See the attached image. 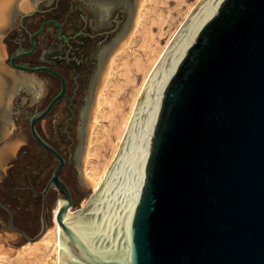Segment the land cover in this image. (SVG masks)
Here are the masks:
<instances>
[{"label": "water", "instance_id": "1", "mask_svg": "<svg viewBox=\"0 0 264 264\" xmlns=\"http://www.w3.org/2000/svg\"><path fill=\"white\" fill-rule=\"evenodd\" d=\"M30 11L21 12L22 25ZM28 31L30 48L10 55L18 74L47 71L60 90L29 116L36 141L58 160L44 188L59 192V264H264V0H199L149 75L119 149L99 188L78 209L62 178L64 154L36 123L67 93L49 65L17 62L37 49L47 23ZM3 49V48H2ZM3 53V50H2ZM1 59V57H0ZM78 155H80L78 153Z\"/></svg>", "mask_w": 264, "mask_h": 264}, {"label": "rangeland", "instance_id": "2", "mask_svg": "<svg viewBox=\"0 0 264 264\" xmlns=\"http://www.w3.org/2000/svg\"><path fill=\"white\" fill-rule=\"evenodd\" d=\"M32 1L34 6L39 8L38 11L25 16L22 25L20 23L21 12H14L11 17V26L6 31L0 32V44L5 51V55L0 56V78L6 82L4 85L6 90L1 89L3 100L0 102V147L3 145L12 147L19 143L14 151L8 156L3 155L4 157L2 156L0 159V200L13 208L18 226L26 228L34 236L41 227L42 199L40 193L29 192L28 186L33 185L35 189L41 191L51 177L58 161L44 151L31 134L29 116L47 105L49 100L60 90V82L47 71L23 72L20 75L10 66L9 57L17 50L30 48L27 30L35 31L45 19L63 18L67 12L73 14V19L79 28L85 25L80 20L82 14L88 19L87 28L90 30H112L108 36L99 39L100 41L104 40L103 44L105 45L101 64L94 65L91 63L78 69L80 74L78 80L81 84L77 90L74 87V80L71 79L69 93L75 94L74 114L69 108L68 101L62 99L48 116L39 121L38 130L40 134L58 148L67 159L66 169L62 177L73 193L74 205L70 208L72 212L80 208L96 191L91 185H87L85 181L87 163L83 153L78 155L81 145L80 129L83 111L88 103V98L91 96V90L93 98L95 96L96 82L102 76L112 50L116 48L115 46L124 33L130 31L134 25L139 0H126L130 5H121L122 7H119V4L113 6L107 16L111 22L108 26H103L102 23L95 21L98 17L89 9L85 0H30L31 7L26 11L33 9ZM198 1L148 0L145 7L144 26L131 45L130 51L133 50L144 61H147L148 52L154 58L158 56L161 58L168 44ZM16 5L19 7L18 4ZM73 8L76 9L73 11ZM114 20L120 21L119 27L113 24ZM37 41L39 45L37 52L19 58L20 63L33 66L46 64L56 67L60 64L53 60L55 51L57 53L61 51L64 59L72 57L76 60L89 54L90 51L83 50L78 42H74L71 49L63 43L61 46L53 34V27L50 25L38 37ZM119 64L120 67L115 71L113 81L121 82L125 87L116 96L117 98L115 97V100L117 103H122V113L127 114L132 95L142 85L145 76L143 71H137L132 81L127 82V77L119 75L121 71H124L121 61ZM93 75H95L94 84L90 88L88 82ZM4 92L6 93L4 94ZM114 92L115 87H111L110 93L113 95ZM105 112L108 114V108L105 109ZM120 117L121 115L113 122L109 117H102L100 120V127L98 126L100 138L96 141L97 156L92 160L95 165L99 166V169L109 160L110 166L124 137L123 135L121 141L117 137V126L121 129L122 117ZM112 127L114 128L112 137L102 139L104 129H111ZM117 142V151L112 155L113 145ZM58 203L59 193L54 187L48 200L47 219L49 226L52 224L53 209ZM40 239L29 241L13 230L8 225L7 213L0 209V244L4 250L0 251V264H59L56 245L53 242L46 245Z\"/></svg>", "mask_w": 264, "mask_h": 264}, {"label": "bare ground", "instance_id": "3", "mask_svg": "<svg viewBox=\"0 0 264 264\" xmlns=\"http://www.w3.org/2000/svg\"><path fill=\"white\" fill-rule=\"evenodd\" d=\"M147 1L148 0L138 1V12L136 14L135 23L133 22L134 25L131 27L130 31L126 32V34L124 33L118 44L115 46L116 48L112 50L107 65L103 70L102 76L96 82L95 86L97 88L95 87L96 90L94 89L95 96L93 98L91 90V96L90 98H88V103L83 111L82 125L80 129L81 145L79 146V154L83 153V156L86 160L85 162L87 163V166L85 169V181L87 185L89 184L92 186L93 190H97L100 184L102 183L103 176L109 166L110 161H106L102 165L101 169H99L98 165H95L92 162L93 158L97 156L98 146L96 145V141L100 138V133H98L100 130H98V126L100 127L101 118L109 117L113 122L114 120H117V117L121 115V129L119 128V126H117L116 129L117 137L121 141L123 135L125 134L124 132H126L125 130H127V127L129 125V120L131 119L130 117H132L131 115L133 114L134 108L136 106L138 95L143 85H145L147 81L146 79H148L147 77H149L148 75L151 74L152 70L160 59V56L154 58L150 54V52H148L147 61H144L142 58L138 57L136 53L133 52V50L130 51L131 45L135 42L137 36L139 35L140 31L144 26L145 7ZM16 4L19 5L20 9H23L25 11L30 9L31 7L30 0H0V29H2L7 24L9 16L11 15V10ZM2 50L4 49H2V45L0 44V56L5 55V51H3L2 53ZM161 54L162 52L160 53V55ZM120 61L121 65L124 68V71H121L119 75L125 78L127 77V82L132 81L137 71H143L145 76L142 85L137 88L132 95L130 108L127 114L122 113V103H117L115 100V97L118 96L120 91L125 87L123 83L113 81L115 79V71H117L120 67ZM4 85H6V82L0 78V102L3 100V93L1 89L6 90ZM111 87H115V92L113 93V95L110 93ZM5 93L6 92H4V94ZM107 108L108 114H106L105 112V109ZM113 130V127L111 129H104V133H102V139H110L113 135ZM117 144L118 142L113 145L112 155L115 154V152L117 151ZM16 145L14 144L12 147H9L8 145H3L2 147H0V159L3 155L8 156L9 153L14 151L17 147ZM58 207L59 203L53 209L51 222L52 224L49 226L46 233L41 237L40 240H42L43 243L46 245H49L51 242H53L56 245V248L58 249L59 256L60 224L56 219ZM69 212H71V209L69 210ZM1 247L2 244H0V248ZM2 250L3 248L0 249V251Z\"/></svg>", "mask_w": 264, "mask_h": 264}, {"label": "flooded vegetation", "instance_id": "4", "mask_svg": "<svg viewBox=\"0 0 264 264\" xmlns=\"http://www.w3.org/2000/svg\"><path fill=\"white\" fill-rule=\"evenodd\" d=\"M85 2H87V5H88L89 9L95 14V16L98 17V18H96L97 20H95V21H97L99 23H102L103 26H108L111 23L110 20L107 18V16L109 15V10L113 6H116V5L119 4V7H122L123 5H126V4L128 5L129 4V3L126 2V0H85ZM75 9L76 8H73L72 10L74 11ZM49 19H57L58 21H60L62 23L61 33H63L66 36H70L72 38H70L68 41L65 40L64 38H61L59 36V34H58V29H59L58 25H56L53 22H50V23H47L45 25L43 31L36 36V41L38 40V37L40 35H42L45 32V30L48 28V26L50 25V26L53 27V34L55 35L57 41L60 43L61 46L64 44L69 49H71L73 47L74 42H78L83 50L84 49L90 50L89 54H86L85 56L81 57L79 60H76V59H74L72 57H68V58L64 59V57L61 54V51L58 52V53H57V51H55L56 54H55V56H53V60L56 63H59L60 65H58L56 67L54 65L53 66L49 65L52 68L60 71L64 75V77L66 79L67 93L72 98V107H73L74 106V100H75V94L71 95L69 93V89H70V86H71V79L74 80V82H73L74 83V87L77 90L80 87V84H81L80 81L78 80L79 79V75H80L79 72H78V69L80 67H82V66H87L88 64H91V63L94 64V65L101 64V61H102V59L104 57V53H105L104 52L105 45L103 44L104 40L100 41L99 39L101 37L108 36L112 30H109V29H107V30L103 29V30H97V31H92V29L90 30V28H87V25L89 24V21L82 14L80 16V20L83 23H85V25L83 27L79 28V27L76 26L75 20L73 19V14L71 12H67L63 18H49ZM119 22H120L119 20H114L113 24L116 27H119ZM61 43H63V44H61ZM37 44H38V41H37ZM38 47H39V45L37 46V49H36V51L34 53L37 52ZM91 48H93V50H91ZM87 50H85V51H87ZM34 53H32V54H34ZM32 54H30V55H32ZM19 61L20 60L18 59L17 62H19ZM50 75H52V74H50ZM52 76L55 77L56 79H58V81L60 82V87H61L60 78H58V77H56L54 75H52ZM94 76L95 75H93L92 78L90 79V81L88 82V87H90V88H92V86L94 84V80H93ZM63 99H66L68 101L69 108H70L71 101L69 100V98L65 97ZM70 110H71V108H70ZM73 110H74V108H73ZM72 113L74 114V111H72ZM68 121H70V120H68ZM38 126H39V121L36 123L37 130H38ZM43 150L46 151L49 155L53 156L57 160V158L51 152H49L48 150H46L44 148H43ZM66 165H67V159H66ZM65 169H66V166H65ZM65 169H64V171H65ZM62 175H63V173H62ZM28 187H29V190H32L34 194H38L39 193L38 190L35 189V187L33 185H29ZM54 187L55 186H52L50 188V190L48 192V196H47V201L49 200V194H50L52 188H54ZM71 193H72V190H71ZM72 198H73V193H72ZM41 199H42V195H41ZM73 202H74V198H73ZM0 208L3 209V211H5L7 213V215H8V212H7L6 209H4L1 206H0ZM11 209L13 211V222H14V224L17 227H19L18 224H17V220H16V217H15V214H14V210H13L12 207H11ZM19 228H21V227H19ZM21 229L24 230L26 233H28L30 236H32L31 232L28 231L26 228H21ZM22 236L25 237L24 235H22Z\"/></svg>", "mask_w": 264, "mask_h": 264}, {"label": "trees", "instance_id": "5", "mask_svg": "<svg viewBox=\"0 0 264 264\" xmlns=\"http://www.w3.org/2000/svg\"><path fill=\"white\" fill-rule=\"evenodd\" d=\"M29 192H32L33 193V191L32 190H29ZM1 209V208H0ZM1 210H3V209H1Z\"/></svg>", "mask_w": 264, "mask_h": 264}]
</instances>
